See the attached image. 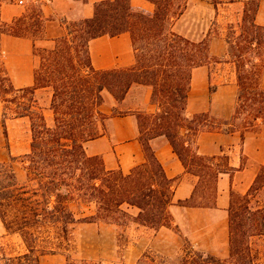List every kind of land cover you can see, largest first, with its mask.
Segmentation results:
<instances>
[{
	"label": "trees",
	"instance_id": "1",
	"mask_svg": "<svg viewBox=\"0 0 264 264\" xmlns=\"http://www.w3.org/2000/svg\"><path fill=\"white\" fill-rule=\"evenodd\" d=\"M147 1L154 6L151 14L131 12L129 0L97 3L93 17L71 22V29L54 39L52 48L35 47L33 55L40 58V63L34 70L31 88L13 89L1 62L0 49V93L30 96L28 104L17 113L18 118L29 119V151L23 156L20 169L13 166L14 158L0 163V221L7 233L17 234L25 252L3 258V264H40L41 256L67 251L72 247V230L78 224L119 227L134 223L154 230L170 228L168 207L172 204L173 181L166 178L150 150L148 140L151 137L146 139V130L154 131V136H164L187 173L198 178L190 198L176 204L211 208L215 206L219 176L231 170L224 156H199L194 147L195 137L199 132L243 133L264 124V90L260 87L264 74V26L254 22L260 1L244 2L241 21L230 26L231 34L224 38L227 59L235 66L237 83V105L229 120L215 118L209 113L185 115L191 70L209 62H221L208 54L211 36L193 42L166 30V25L170 26L183 14L188 0ZM210 4L216 12L222 2L211 0ZM16 23L17 29H14ZM44 24L41 6L37 4L27 17L10 24L0 20V36L30 38L34 30L43 32ZM152 31L160 45H152L157 53L150 59L159 62L162 68L155 74L149 72L151 67L145 66L143 58H136L135 34ZM121 33L130 35L135 52V64L125 70L124 79L128 75L136 78L126 81L117 78L115 71L94 70L88 52L91 40ZM149 48L150 44L145 42L141 50L150 53ZM186 48L191 49V54H182ZM81 50L84 59L79 57ZM132 84L149 86L151 102L154 97L159 98L164 115L152 123V128L143 127L140 115L137 116L139 141L146 162L124 175L120 170L105 169L100 157L87 156L84 144L101 136L103 124L109 118L100 110L102 92L115 87L121 93L115 99L121 101ZM42 88L52 89L51 124H47L44 114L34 107V92ZM172 126L178 131L173 133ZM2 127L6 136L4 120ZM180 130L191 133L188 145L178 142ZM190 143L193 145L191 151L187 149ZM261 194L262 204L251 209L252 199ZM228 220L229 258L222 260L200 252L185 239L177 264H239L238 245L245 238L264 236V164L244 195L231 192ZM148 253L145 252L136 264L148 259ZM161 259L158 264L167 262ZM66 260L67 264H125L85 259L72 261L68 256ZM150 262L154 264L153 260Z\"/></svg>",
	"mask_w": 264,
	"mask_h": 264
},
{
	"label": "crops",
	"instance_id": "2",
	"mask_svg": "<svg viewBox=\"0 0 264 264\" xmlns=\"http://www.w3.org/2000/svg\"><path fill=\"white\" fill-rule=\"evenodd\" d=\"M40 4L45 24L43 34L46 42L59 38L63 27L74 21L91 19L94 6L103 1L114 0H32ZM190 1V0H188ZM197 0L190 4L196 5ZM227 10L237 8V22L241 21L244 2L246 0H219ZM255 14L256 25L264 26V0H259ZM203 3V1H200ZM131 12L151 14L154 6L147 0H129ZM174 23L173 30L185 37H192L191 28L184 33L179 31L180 24L189 12L185 9ZM7 11L2 12L8 19ZM208 28L202 34L207 37ZM201 39V40H202ZM36 42L31 38H18L8 35L0 36V49L5 54V68L14 88L25 89L34 85L36 58L33 49ZM89 60L96 71L126 70L135 64V52L128 33L100 36L88 44ZM208 54L218 58L220 63L209 62L207 65L193 68L190 73L189 91L185 104V115L192 117L201 113L229 120L237 105V83L234 64L227 59L226 44L222 36L209 39ZM264 90V74L260 80ZM37 98L51 100L48 88L37 89ZM151 89L142 84H133L123 99L116 102L113 98L103 97L100 110L109 118L103 124L102 134L98 138L84 144L89 157H100L107 170H120L124 175L134 167L146 162L143 146L139 141V114L153 115L158 112L151 102ZM115 108L126 111L113 115ZM181 136L188 135L181 131ZM188 145V142L185 141ZM148 146L161 165L167 179L173 181L172 204L168 207L171 227L152 229L132 224L126 226L131 230L132 242L125 251L123 261L136 264L145 252L156 251L160 255H170L180 250L183 240H187L200 252L219 259L229 258V220L231 192L244 195L251 187L259 169L264 164V124L256 129L240 132H199L195 137V150L199 156L221 157L227 159L229 174H221L217 180V196L215 206L211 208H188L178 206V201L190 198L198 178L187 173L179 158L164 136H152ZM193 146V145H192ZM132 212H135L134 210ZM110 226L117 231L119 227L107 224H91Z\"/></svg>",
	"mask_w": 264,
	"mask_h": 264
},
{
	"label": "rangeland",
	"instance_id": "3",
	"mask_svg": "<svg viewBox=\"0 0 264 264\" xmlns=\"http://www.w3.org/2000/svg\"><path fill=\"white\" fill-rule=\"evenodd\" d=\"M20 0H0V20L5 23H12L21 17H27L30 14V10L32 8H36L37 4L32 0H21L22 3L19 4ZM192 0L188 1L186 9H189L187 13L185 22L183 21L179 26V31L184 33L191 28L192 37H185L178 32H175L172 28L174 26L175 21L171 23L170 26H165L166 30H170L172 33L184 37L185 39L193 42L201 41V37L206 28H208L207 36L211 37H219L222 36L225 38L226 36L231 34L230 26L237 25V16L238 11L237 8L234 10H227L225 7L219 6L217 7V11L213 9L210 4L211 0H201L203 3H200V0L196 1L195 4H190ZM219 1V0H216ZM232 1L226 0L225 2ZM221 2V1H220ZM7 11L8 19L5 20L2 16V12ZM184 11L183 13H185ZM71 23L64 25L63 34L66 33V30L71 29ZM17 29V23L15 24V28ZM33 37L31 39L36 42V48H52L54 46V42L49 41L46 42V38L43 32H38L34 30ZM154 31L150 32H138L135 34L136 38V46H137V57L138 59L143 58V63L145 66H150L149 72L152 74L157 73L161 68L159 62H154L151 57L156 56L157 48L152 46L153 44L160 45L157 38L156 33L153 34ZM61 35V36H62ZM207 38V37H206ZM203 38L202 40L206 39ZM145 42L150 44L151 52H143L142 45ZM180 51V50H179ZM182 54H191V49L186 48L185 51H182ZM1 62L5 67V54L2 51L1 53ZM79 57L84 59L83 50H81ZM40 63V58L36 57V67L38 68ZM214 63V62H213ZM157 64V65H156ZM235 70V66H233ZM115 76L124 79L125 70H114ZM124 73V74H122ZM135 75H128L124 79V81L128 79H135ZM133 85V84H132ZM5 84H3V88H5ZM149 87V86H148ZM114 88V89H113ZM112 91L104 90L102 92V98H113L116 102L117 97L121 96V93L117 90V88L113 87ZM150 88V87H149ZM13 89L17 90L13 87ZM50 93L52 94V89L48 88ZM151 89V88H150ZM9 91V90H7ZM52 97V96H51ZM116 98V99H115ZM30 96L23 95L20 93L8 92L7 94L0 93V163L9 162L10 158H14L15 162H13V166L15 169H20L22 166V158L29 151L30 145V123L29 119L18 118L17 113L21 112V108L23 105L28 104V100ZM33 99L35 101V108L40 110L44 114L45 120L47 124H51L52 122V111L50 110V101L44 99V97L37 98L34 94ZM104 101V100H103ZM154 102L155 109L161 108L159 105V98H153L152 104ZM163 108L160 111L155 112L153 115L139 114L140 115V123H142L143 127L152 128V123L158 117L164 115ZM126 111L120 110L119 108H115L112 111L113 115L124 114ZM5 123V131L6 136L3 134L2 121ZM251 127L254 125L250 124ZM171 131L174 133L178 131L176 126L171 127ZM146 139L154 136V131L146 130ZM183 130H180V133ZM179 133L178 142H185L191 140V133L185 136H181ZM187 149H192L191 143ZM191 151V150H190ZM196 168V167H195ZM193 168V169H195ZM196 171H199L196 168ZM207 179V178H206ZM235 194V193H234ZM263 194V193H262ZM262 194L258 196L256 199H252L249 207L251 209H255L260 206L263 202ZM238 195V194H235ZM234 200L237 201V197L234 196ZM239 203H237L238 205ZM236 205V206H237ZM133 223H127L125 225L119 226L117 231L110 226H96L91 224H78L72 230L71 241L72 247L67 251L48 254L45 256H41L39 258L40 264H67V256L73 261H78L80 259L85 260H102L106 263H116L123 262V257L125 251L129 248L130 243L132 242L131 230L126 226H131ZM183 246V242L181 247ZM25 252V248L17 236L14 233H7L3 225L0 221V264H3V258H12L17 255L23 254ZM177 251L176 253H171L170 255L164 256L157 254L156 251H149L148 259L144 260L142 264H151L150 261L153 260L154 264L161 263L162 259H165L167 262L165 264H177L180 259V254ZM237 259L239 264H249L250 261L253 264H264V236H254L251 238H245L241 245H238V255ZM126 264V263H125Z\"/></svg>",
	"mask_w": 264,
	"mask_h": 264
},
{
	"label": "built area",
	"instance_id": "4",
	"mask_svg": "<svg viewBox=\"0 0 264 264\" xmlns=\"http://www.w3.org/2000/svg\"><path fill=\"white\" fill-rule=\"evenodd\" d=\"M21 3H22V1L20 0V1H19V4H21Z\"/></svg>",
	"mask_w": 264,
	"mask_h": 264
}]
</instances>
